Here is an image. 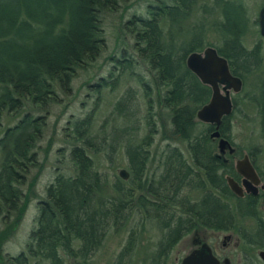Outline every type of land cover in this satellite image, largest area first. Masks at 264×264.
I'll return each mask as SVG.
<instances>
[{
  "label": "trees",
  "instance_id": "16d2710c",
  "mask_svg": "<svg viewBox=\"0 0 264 264\" xmlns=\"http://www.w3.org/2000/svg\"><path fill=\"white\" fill-rule=\"evenodd\" d=\"M130 3L132 0H0V120L4 113L20 114L26 103L47 112L50 105L61 101L58 91L70 95L78 70L91 66L106 49L101 14L117 12ZM215 11L221 17L215 25L223 37L215 48L228 59L232 72L240 75V53L242 72L258 67L256 49L247 50L241 42L246 19L236 0H151L145 15L132 14L121 28L131 37L136 57L123 47L119 56L111 57L118 76L101 78L97 84L112 88L127 72L141 85V96L128 87L114 103V120L104 121L106 125L112 122L111 129L102 131L100 137L92 131L94 109L70 122L74 175H57L47 186L25 249L0 257L2 264H67V257L74 264H87L107 231L127 228L133 213L140 215L138 224L156 222L159 231L142 263L166 264L174 242L194 223L226 229L237 219L226 205L241 200L227 186L225 165L216 157V141L209 135L212 127L196 119L211 89L185 62L189 53L211 45L205 38ZM137 62L146 65L157 87L158 113L151 83L133 71ZM257 92L263 96H252L249 101L264 110V83ZM45 117L24 112L0 137V222L5 225L23 209L20 187L30 170L40 167L35 148L46 127ZM222 124L219 130L225 133ZM165 128L168 136L160 139L166 141L159 154L161 171L149 181L150 147ZM116 149L127 159L128 177L116 176L107 188L92 155L103 151L112 164ZM145 189L152 191L146 195ZM148 195L155 201H147ZM133 233L111 264H132L137 243Z\"/></svg>",
  "mask_w": 264,
  "mask_h": 264
},
{
  "label": "rangeland",
  "instance_id": "374dc122",
  "mask_svg": "<svg viewBox=\"0 0 264 264\" xmlns=\"http://www.w3.org/2000/svg\"><path fill=\"white\" fill-rule=\"evenodd\" d=\"M151 0H132L127 7H121L117 12H103L101 14L102 27L106 39V49L98 57V59L86 69L78 70L76 77L71 83V94L64 95L58 91L61 101L50 105L48 111L38 110L30 103H26L24 109L20 114L14 115L4 113L0 120V137L7 127L13 126L24 112H30L32 116L46 115V127L43 132L41 140L36 145L35 151L38 154L40 167L30 170L27 181L20 187L23 193L22 202L23 209L19 211L18 216L9 224L0 222L2 234L0 235V257L4 255H16L25 249L29 233L35 224V217L38 209L39 201L46 197V188L51 184L57 175L72 176L74 169L70 161V150L73 147V141L70 139V122L76 119L85 117L91 110L94 109V120L92 131L93 135H102V131L108 132L111 129V123L107 125L104 123L106 119L112 121V109L114 103L122 96L123 92L132 87L141 96L142 88L137 80L129 78L127 72L119 77L118 81L111 88V86H99L97 83L101 78L107 80L114 79L119 74L118 67H114V62L111 57L120 55V50L125 47L128 54H134L131 46L132 39L129 35H124L121 25L132 14L146 13V4ZM168 2V0H166ZM241 3V11L243 17L246 19L245 27L242 30L241 42L247 50L257 49L261 57L258 67L249 73L241 71V93L236 94L237 99H241L240 113L234 111L232 122V129L230 132L231 140L237 147L236 157L243 153H248L255 145L261 146L262 140L260 137V130L258 126V115L256 106L249 101V98L255 96L258 88V81L264 76V38L260 35L257 18L260 8L264 0H236ZM218 11H215L209 18L206 30V42L211 44L209 46L216 47L222 42V36L219 33V28L215 23L220 21ZM123 37V38H122ZM125 39L123 44L122 39ZM134 73L144 76L145 81L151 83L153 87V96L155 100V111L158 113L157 103V87L152 76L146 69L143 63H135L133 66ZM140 109L144 111L145 107L142 100H139ZM159 115V114H157ZM162 119V120H161ZM164 118L159 119L160 122ZM115 125L119 121L115 120ZM113 123V124H114ZM203 126L200 125L199 129ZM160 129V126H159ZM162 130H160L161 132ZM162 134V133H161ZM164 134V135H163ZM162 135H156L153 145L150 147L151 158L147 164L146 176L149 181L160 173V159L159 154L166 141L160 140L168 136L167 129H164ZM184 150V145H179ZM215 153H218L215 150ZM97 169L105 178L107 188L112 185L119 176V170L127 168V159L121 149H116L113 162L110 164L106 159L103 151L93 156ZM264 159V158H262ZM1 161V154H0ZM128 172V171H127ZM109 192V190H108ZM146 194V192H144ZM132 220L127 228L117 230L110 228L107 231L101 246L92 254L87 264H111L115 256L120 252L127 242L130 233L135 234L136 248L132 255V264H144V252L149 250L157 241L159 237L158 226L156 222H142L141 225L137 223L140 220L139 214H132ZM138 225H137V224ZM133 231V232H132ZM210 235V232L209 234ZM189 236L181 241V245L176 246L170 253L167 264H174L177 252L181 250L183 242ZM233 251V250H232ZM234 254V255H232ZM231 263L238 264V251L231 253ZM67 264H74V260L70 257L66 258ZM0 264H2L0 260ZM31 264H47L46 261H32Z\"/></svg>",
  "mask_w": 264,
  "mask_h": 264
},
{
  "label": "flooded vegetation",
  "instance_id": "af4514ba",
  "mask_svg": "<svg viewBox=\"0 0 264 264\" xmlns=\"http://www.w3.org/2000/svg\"><path fill=\"white\" fill-rule=\"evenodd\" d=\"M263 6L264 3L262 7ZM257 24L259 27L258 18ZM255 51L256 63H258L259 65L261 57L258 50L256 49ZM226 60L230 72L233 75L239 77L242 84L241 53L238 60L240 75H236L232 72L229 61L227 58ZM257 81V89H260V87L264 83V76L262 79H259ZM219 87L223 94L225 93L223 87H225V89L229 92L231 111L228 115H224L221 118V122L217 129L219 132V137L211 139L216 141L217 146L218 140L220 138H223L227 140L233 147L232 152L229 151L228 147L225 148L224 153L221 154L220 157H218V160L225 165L226 170H223V172H225L224 178L226 179V183L227 178L231 177L238 183V185L241 186V195H237L230 189L227 183V186L229 190L234 194V197H238L241 200V203L226 205L234 212L232 213V216H235L237 219L234 220L231 224H228V226H226V229H213L211 227H208L207 225H198L197 223H194L195 226L189 232L180 236L169 250L167 260L171 251L176 246L181 245V241L185 237L189 236L183 242L181 250L177 252L174 264H182L183 259L188 255H193V259L190 264H232L230 257L234 255H231V253L235 251H238L239 254L238 264H264V159H262L264 158V110L261 107H256V112L258 115V126L260 130V137L262 140L261 146L255 145L248 153H243L240 156L236 157L237 147L231 140L230 132L232 129L231 120L233 118L234 111L237 110L239 113L241 111L240 108L238 109V106H241V99H237L235 97L236 94L241 93V86L238 92H233V90L231 88H228L227 85H219ZM256 95H258L259 97L263 96L262 93L258 92L256 93ZM259 104L261 105V102ZM222 120H225V123ZM208 124H210L212 127V130L209 134L211 135V133L216 130L215 124ZM221 124L223 125V130H225V133H222L219 130ZM216 150L218 151L217 147ZM245 156L248 157V161L256 174L255 180H252L247 175H244L237 170V161L240 160V158L242 160ZM151 191L152 190L145 189L143 192ZM146 200L149 202L155 201L152 195H148L146 197ZM209 232L210 235H208Z\"/></svg>",
  "mask_w": 264,
  "mask_h": 264
},
{
  "label": "water",
  "instance_id": "95a60500",
  "mask_svg": "<svg viewBox=\"0 0 264 264\" xmlns=\"http://www.w3.org/2000/svg\"><path fill=\"white\" fill-rule=\"evenodd\" d=\"M259 28L260 33L264 37V6L259 12ZM186 66L191 70L197 78L203 84L210 86L212 90L211 97L207 103L202 105L196 112V119L204 123L215 124L216 130L211 133V138H218V126L221 122V118L224 115H228L231 111V101L229 99V92L223 87L225 93L220 90L219 85H227L233 92H238L242 85L239 77L233 75L230 72L227 60L224 56L217 52V49L212 46H207L201 51H193L186 57ZM233 151V147L230 143L220 138L217 142L218 153L216 157H220L224 153L225 148ZM237 170L247 175L252 180H255L256 174L251 167L248 157L245 156L242 160L237 161ZM119 176L123 179L128 177V172L125 169L119 170ZM227 183L230 189L237 195H241V186L231 177L227 178ZM264 258V253H263ZM193 255L186 256L182 264H190L192 262Z\"/></svg>",
  "mask_w": 264,
  "mask_h": 264
}]
</instances>
